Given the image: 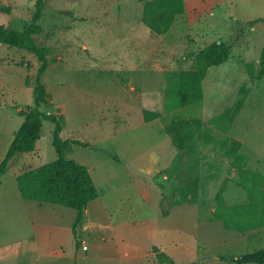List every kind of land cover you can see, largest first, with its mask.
Segmentation results:
<instances>
[{
  "label": "rangeland",
  "instance_id": "rangeland-1",
  "mask_svg": "<svg viewBox=\"0 0 264 264\" xmlns=\"http://www.w3.org/2000/svg\"><path fill=\"white\" fill-rule=\"evenodd\" d=\"M8 1L0 2L10 8L0 12V25L15 30L31 26L34 2L21 10L14 4L28 0ZM54 1L44 8L37 22L41 30L33 36L36 45L49 50L41 82L51 94L49 111L64 115L62 139L90 143L67 157L92 168L98 190L112 201L118 234L141 250L157 245L173 264H236L226 259L264 247V226L228 229L215 217L220 194L227 206L250 201L249 191L235 182L243 179L226 154L231 139L241 142L247 167L264 176V75L252 83L246 72L249 63L259 68L264 21H253L264 18V0H184L185 14L164 35L139 23L142 0H97L99 11L94 7L92 14L95 0ZM216 41L229 46V58L209 68L200 107L169 112L168 73L194 69L196 54ZM6 63L9 68L0 66V162L17 127L12 108L32 106L38 69L32 52L2 45L0 65ZM242 99L230 120L212 121ZM143 110L166 118L200 117L214 140L197 141L182 153L179 172L166 175L175 149L161 120L144 122ZM52 129L44 122L34 152L12 159L0 176V244L29 226L14 174L56 159ZM177 185L181 192L173 191ZM184 192L194 201L182 200ZM42 209L47 212L39 217L49 214L61 236L69 237L75 210L61 205ZM45 219H40L43 225ZM147 253L143 263L157 264L151 248Z\"/></svg>",
  "mask_w": 264,
  "mask_h": 264
},
{
  "label": "trees",
  "instance_id": "trees-1",
  "mask_svg": "<svg viewBox=\"0 0 264 264\" xmlns=\"http://www.w3.org/2000/svg\"><path fill=\"white\" fill-rule=\"evenodd\" d=\"M47 1L35 0L31 26L15 30L0 25L1 45L32 52L38 61L33 85V104L27 111H18V114L23 117V122L15 132L0 162V176L7 172L12 159L34 152L36 143L42 136L43 123L50 122L53 125L51 143L56 152V159L17 174V189L24 200L57 204L75 210L76 217L72 231L76 234L77 227L84 220V210L87 204L98 197V191L88 168L67 157L78 149L89 147L90 143L74 138L62 139L61 133L65 126L64 115L49 111L52 107L51 94L41 82V76L49 65L47 58L49 50L36 45L33 36L41 30L37 22L43 16ZM0 12L9 13L10 8L0 3ZM183 14H185L184 0H142L140 21L151 33L164 35L170 31L176 18ZM257 21H264V18L254 20L253 24ZM228 58L229 46L223 41H216L196 54L194 69L168 73L166 86L168 111L185 107H200L204 97L202 82L209 68L225 63ZM258 65L259 68L255 69L253 63L246 64V72L252 83L260 81L264 75V46ZM242 103L243 99L239 100L234 108L215 116L212 121L222 123L230 120L238 113ZM142 114L144 122L161 120L164 134L175 149L176 153L171 164L164 170L166 175L179 172L182 166V153L191 149L197 141L214 140L200 117L174 114L166 118L150 110H143ZM221 143L225 145L227 141ZM228 146L229 152L226 154L232 159V165L239 170L240 177L243 179L235 182L249 191L250 201L245 205L227 206L220 194L215 217L222 221L228 229L237 228L245 231L260 228L264 226V213L261 209V205L264 206L261 200H264V176L258 175L247 167L248 157L239 152L240 141L231 139ZM249 182H251L250 185ZM189 187L190 185H187L186 188ZM260 187L263 188L262 191ZM174 190L180 191L182 187L177 185L173 187ZM185 197L187 196L184 192L182 200L194 201V197L190 199ZM152 252L157 264H173V259L157 247H152ZM226 260L236 264H264V247Z\"/></svg>",
  "mask_w": 264,
  "mask_h": 264
},
{
  "label": "crops",
  "instance_id": "crops-1",
  "mask_svg": "<svg viewBox=\"0 0 264 264\" xmlns=\"http://www.w3.org/2000/svg\"><path fill=\"white\" fill-rule=\"evenodd\" d=\"M0 2L6 5L11 4L8 0H0ZM30 2L35 1L28 0L27 4L14 5L23 10V7ZM97 2V0H95V3L92 2L89 14L94 12V7L98 8L96 6ZM50 3L51 0L47 1L46 6L48 7ZM56 7L54 5L52 8L56 9ZM98 11L99 9H97ZM138 21L141 22L140 19ZM0 66L6 69L9 68L10 64L6 63ZM0 108L4 107L0 106ZM19 110L27 111L28 109L26 110L18 105L12 108L13 117L15 116L17 120L16 129H12L14 134L23 122V117L18 114ZM10 117H12L11 112ZM83 165L88 168L91 174L92 168L86 164ZM16 176L17 174H14L15 180ZM97 191L98 197L87 204L84 210V220L77 227L76 234L72 231V223L75 221L76 214L75 217L71 218L68 225L69 237L68 233L64 237L61 236L60 230L58 231L52 225V217L49 214L39 217L41 212H47L42 209L44 206H56L57 204L37 203L21 199L24 200L21 203L24 210L23 217L27 219L29 226L20 236H13V239L0 244V264H144L143 260L148 255L147 249H152L157 245L146 246L141 250V248L126 243L120 233L118 234L120 224L115 220V215L112 213V201L103 197L104 195L98 188ZM119 195L118 193L116 198ZM1 200L3 201L2 198H0V202ZM13 201L18 202L16 199H13ZM114 202L116 203V199ZM55 218L56 216L53 217L56 222ZM40 219H45V225ZM61 239L63 240L61 241ZM83 245H87V250L82 249Z\"/></svg>",
  "mask_w": 264,
  "mask_h": 264
},
{
  "label": "built area",
  "instance_id": "built-area-1",
  "mask_svg": "<svg viewBox=\"0 0 264 264\" xmlns=\"http://www.w3.org/2000/svg\"><path fill=\"white\" fill-rule=\"evenodd\" d=\"M82 249H83V250H87V245H83V246H82Z\"/></svg>",
  "mask_w": 264,
  "mask_h": 264
}]
</instances>
